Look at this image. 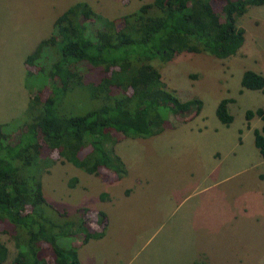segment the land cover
Returning a JSON list of instances; mask_svg holds the SVG:
<instances>
[{
    "label": "rangeland",
    "instance_id": "1",
    "mask_svg": "<svg viewBox=\"0 0 264 264\" xmlns=\"http://www.w3.org/2000/svg\"><path fill=\"white\" fill-rule=\"evenodd\" d=\"M78 1L121 26L123 15L151 0H0L3 122L22 120L37 87L41 97L49 93L50 82L44 84L45 77L23 59L37 40L51 33L56 16ZM211 4L219 7L216 1ZM236 24L244 29V36L233 56L219 59L205 52H181L158 62L167 88L181 100L197 97L202 106L198 114L169 117L166 113L157 135L122 138L112 132L117 138L114 149L127 171L122 178L105 169L97 175L85 173L55 151L46 158L41 173L45 200L69 215L86 210V224L93 230L102 225L106 232L101 243L104 230L101 239L90 238L84 245L78 236L71 240L77 248L83 245L77 250L81 264H167L175 256L192 255L195 245L188 237L199 226L208 231L213 220L216 236L211 260L196 261L264 264V160L252 136L261 120L257 116L248 122L244 119L246 109H264V95L239 84L245 69L264 75V4L247 8ZM225 97L233 99L227 104L232 115L227 126L214 114L216 103ZM97 102L88 98L85 89L74 88L64 93L62 110L83 113ZM101 194L105 197L100 198ZM209 206H214V217ZM204 207L207 211H202ZM96 212L104 213L100 224L95 223ZM1 227L0 241L8 249L3 264H13L15 248ZM39 245L47 264H53L49 245Z\"/></svg>",
    "mask_w": 264,
    "mask_h": 264
},
{
    "label": "trees",
    "instance_id": "2",
    "mask_svg": "<svg viewBox=\"0 0 264 264\" xmlns=\"http://www.w3.org/2000/svg\"><path fill=\"white\" fill-rule=\"evenodd\" d=\"M213 1L219 3L217 9ZM262 4L264 0H151L123 15L121 26L82 1L56 16L51 33L24 58L45 77L44 84L50 82L49 93L41 97L37 87L21 121L0 122V225L14 245L13 264H47L39 242L49 245L53 264H80L71 240L78 236L84 244L102 236V225L93 230L86 224V210L69 215L45 200L41 173L50 152L85 173L97 175L105 169L122 178L127 171L114 149L117 138L112 132L122 138L157 135L166 113L198 114L202 106L197 97L181 100L168 89L158 62L181 52H205L219 59L235 55L244 36L236 18ZM239 84L264 95L260 73L243 70ZM74 88L85 89L90 100L98 99L96 106L83 113L63 111L64 93ZM231 101L221 98L214 108L225 126L232 121L227 108ZM253 116L261 120L260 127L252 129L253 145L264 160V109L244 111L246 122ZM95 216L100 224L104 213ZM7 256L0 241V264Z\"/></svg>",
    "mask_w": 264,
    "mask_h": 264
},
{
    "label": "crops",
    "instance_id": "3",
    "mask_svg": "<svg viewBox=\"0 0 264 264\" xmlns=\"http://www.w3.org/2000/svg\"><path fill=\"white\" fill-rule=\"evenodd\" d=\"M39 40H37V43ZM23 63H24V59H23ZM24 91H22L21 93H24ZM2 116H0V122H3V120H4V119H1V118H3ZM199 210H202V209H199ZM211 210L213 212L212 216L214 217V210H215L214 206L212 208L211 207L209 208L210 212H211ZM202 211H207V209L204 207V209ZM203 227H205V225ZM215 236L216 235H215V221L214 220L211 224L209 221L208 231L203 230L201 228V226H199V228H197L195 230V235L188 237V239L191 240L195 245V247L193 249H191V253H193V254L187 255V256H185V255L175 256L174 258L171 259V261L169 263H167V262H165V263H167V264H192L196 260L210 261L211 260L210 254L212 253V251L214 249L213 246H214ZM99 239H101V237L98 239H95V240H99ZM104 240H106L105 230H104V235H103V237L99 243L103 242ZM110 240H112V238ZM114 240H116V239H114ZM86 243H84V244H86ZM82 246H80V247H82ZM79 248H77V250ZM77 257H78L79 263L81 264L78 253H77ZM211 263L214 264L212 261H211ZM207 264H209V263H207Z\"/></svg>",
    "mask_w": 264,
    "mask_h": 264
}]
</instances>
